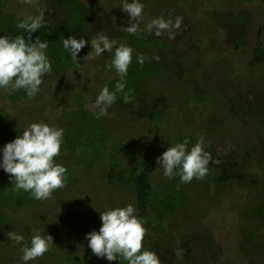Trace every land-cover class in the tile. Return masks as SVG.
Instances as JSON below:
<instances>
[{"label": "rangeland", "instance_id": "obj_1", "mask_svg": "<svg viewBox=\"0 0 264 264\" xmlns=\"http://www.w3.org/2000/svg\"><path fill=\"white\" fill-rule=\"evenodd\" d=\"M80 1L79 8L78 0H38L34 5L0 0V36L27 39V31L17 25L40 9L48 26H64L65 33L49 47L54 48L53 65L74 73L66 92L64 74L49 82L62 89L63 102L45 85L41 96L32 99L23 89L18 94L0 89V162L6 143L31 123L44 121L64 129L56 163L67 168L68 176L66 186L50 199L37 200L30 192L15 191L0 167V264H25L22 245L7 233L22 234L29 244L40 222L49 224L52 234L45 236L51 235L54 243L27 264H127L119 257H97L86 239L87 233L99 231L100 212L133 205L127 187L95 185L92 174L100 168L96 175L104 172L103 159L98 160L101 149L123 151L108 157L120 168L137 166L150 173L143 244L163 264H264V0H141L143 19L136 34L123 30L130 20L122 11L123 0ZM169 13L173 21L183 18L175 39L146 30L153 18L167 19ZM76 28L88 37L103 32L134 49L125 77L131 102L124 103L118 93L108 116L97 118L89 105L103 86L115 89L119 76L107 67L113 52L86 62L87 43L77 67L63 47L69 36L85 39L79 31L74 35ZM37 37L45 39L42 27L32 33V42ZM138 54L146 57L143 66L137 63ZM204 129L209 132L203 138L205 150L221 163L210 161L205 178L190 183L165 177L157 157L186 137L190 149ZM77 157L84 165L98 166L82 170L71 165Z\"/></svg>", "mask_w": 264, "mask_h": 264}, {"label": "clouds", "instance_id": "obj_2", "mask_svg": "<svg viewBox=\"0 0 264 264\" xmlns=\"http://www.w3.org/2000/svg\"><path fill=\"white\" fill-rule=\"evenodd\" d=\"M22 3L34 5L38 0H21ZM122 11L129 17V25L124 31L136 34L141 29L144 4L141 0H123ZM182 17L175 20L165 19L164 16L153 18L146 30L161 36L167 33L169 39H175L181 29ZM45 12L40 9L37 15H27L17 25L19 29L26 30L28 38L24 35L0 36V89L14 93L23 89L29 99H32L40 90L42 77L51 73L52 64L46 55L48 41H41L38 37L32 42V33L44 26ZM88 43L83 38L77 39L69 36L63 40L64 49L70 52L77 62L78 53ZM91 51L84 56L87 62L100 56L105 51L113 52V58L107 65L114 68L119 76L115 89L103 86L94 103L89 105L97 118L108 116V109L116 99L118 93H123V102L130 103V91L125 92L129 66L133 60L134 49L116 39H110L103 32H98L91 39ZM146 57L143 54L136 56L137 63L143 66ZM159 61V57H154ZM77 62V67H79ZM64 143V129L49 125L44 121L31 123L22 134L13 141L4 145L0 167L8 173L14 182V190L30 192L37 200H46L52 197L55 190L66 186L68 176L67 168L55 162L60 155ZM210 161L220 164L219 159H213L211 153L205 150V142L200 138L189 149V139L176 143L167 148L161 156L157 157V165L163 169V175L169 179L179 176L181 183H190L194 178L203 179L208 174ZM135 207L129 203L124 207H115L100 212L102 221L99 231L86 234L88 247L97 257H105L109 261L122 258L127 264H163L157 252L144 248V238L148 229L144 226L146 221L136 214ZM8 239L15 244L22 245L21 259L27 264L30 260L42 257L52 246L53 237L42 235L39 230L31 237L30 246L22 234L15 231L7 233Z\"/></svg>", "mask_w": 264, "mask_h": 264}, {"label": "trees", "instance_id": "obj_3", "mask_svg": "<svg viewBox=\"0 0 264 264\" xmlns=\"http://www.w3.org/2000/svg\"><path fill=\"white\" fill-rule=\"evenodd\" d=\"M67 2V0H66ZM81 4H83L80 0H78V5L79 8L81 7ZM90 9V8H88ZM93 8L91 7V10ZM70 14V13H69ZM86 16V15H85ZM66 19V18H65ZM68 28V27H67ZM79 28H76L74 31V35L77 36V31H79L78 35H85V40L88 41L89 38H93V35H89V37L86 35L87 33L80 31ZM43 30V35L45 36L44 40L41 41H48V48L46 49L47 51H50L51 53H53L54 48H50L49 44L51 43V37L55 39L56 36H59L63 33H65V29L64 26L60 25L59 30H55L53 27L48 26L47 21H45L44 26L42 27ZM82 33V34H81ZM85 47V46H84ZM84 47L82 48L83 50H81L78 54L80 55L82 51H84ZM53 56V54H51V57ZM208 131L204 129L203 135L201 136L202 138H205V136L208 135ZM68 150V149H67ZM65 150V151H67ZM68 154H70L69 151H67ZM103 157L100 158L102 160L103 165L105 164V162H108L109 160V156L105 154H100ZM105 157V159H104ZM111 164L109 165V167L106 170L105 173V178H109L110 180L113 178L116 179H121L123 180L124 185L123 187H127L128 191L131 193L132 195V203L136 209V215L139 217H143L145 214V211L148 208V203L150 202L149 198H148V192L150 190V186H151V180L149 177V173L147 172V170L143 169V168H139L137 166H132L129 169H124V168H120L118 166V163L116 161H112L110 162ZM117 163V164H116ZM81 167L82 170H84L85 165L78 160V157L76 158V162L73 163L71 162V165H74ZM101 174V173H100ZM101 177H104L103 175ZM133 193V194H132ZM264 206V203L261 204ZM42 233V232H41Z\"/></svg>", "mask_w": 264, "mask_h": 264}, {"label": "flooded vegetation", "instance_id": "obj_4", "mask_svg": "<svg viewBox=\"0 0 264 264\" xmlns=\"http://www.w3.org/2000/svg\"><path fill=\"white\" fill-rule=\"evenodd\" d=\"M51 39L53 40L54 38H52L51 37ZM53 42V41H52ZM53 47H54V44H53ZM90 49H91V46L89 45V40H88V47H87V51L88 52H86L85 53V55H87L89 52H90ZM92 50V49H91ZM51 54H53V53H51L50 51H47L46 52V55L48 56V58H49V60H50V62H51V64H52V71H51V73H49V74H46V75H44L43 77H42V80H43V83L40 85L41 87H42V85H45L46 87H49V91H50V93L54 96H56V100L57 101H59V102H63L64 101V99H65V96H63V91H62V89L61 88H59V89H61V90H57V89H55V88H53V87H50V84H49V82L50 81H54L53 80V77L55 76V75H58L59 73L60 74H64L65 76H64V79H63V81H62V86L64 87L65 86V92L68 90L67 89V85H66V83L69 81V78H71V76H73L74 75V73H73V69H67V68H64V67H60L59 68V66H54L53 65V58L51 57ZM79 57H81L80 55H79ZM85 61V60H84ZM69 83V82H68ZM53 85V84H52ZM40 87V88H41ZM22 90V89H21ZM21 90H18V91H16V92H14V94H18V93H20L21 92ZM40 91L41 90H39V92L36 94V96H38V95H40ZM49 94V93H48ZM41 96V95H40ZM134 116H139V115H134ZM140 118H141V116H140ZM123 152V151H122ZM122 152H120V153H122ZM120 153H117V150L115 151L114 149L113 150H105V149H101V150H99L98 151V160L100 159V154H105V157H106V155L107 156H111V155H117V154H120ZM105 157H104V159H105ZM56 160H57V158H55V162H56ZM110 162L108 161V162H105V164H104V172H101V174L100 175H96V173H98V172H100V171H102L101 169H103V168H100V169H96V173L94 174H92L95 178H94V181H95V185L96 186H98V188H100V187H104V189H106L108 186L109 187H114L115 186V188L117 187V186H120V187H122V186H124V185H126V184H124V182H123V180H121V179H116V178H113V179H109V178H105V173H106V170H105V168H108L109 167V165L111 164H109ZM117 164V163H116ZM103 165V164H102ZM112 165V164H111ZM94 166V168H95V166H98L97 165V163H92V164H87V165H85V169H88V170H90V169H93L92 167ZM84 169V170H85ZM94 170V169H93ZM100 170V171H99ZM148 172V171H147ZM149 173V172H148ZM104 176V177H101V176ZM149 177H150V173H149ZM150 180H151V178H150ZM96 186L94 187L95 189H96ZM150 188H151V186H150ZM113 189V188H112ZM149 192H150V190H149ZM149 192H148V198H149ZM133 194V193H132ZM58 195L59 194H56V198H59L58 197ZM104 195V194H103ZM129 195H130V197H131V199H132V195H131V193H129ZM133 200V199H132ZM56 201V200H55ZM134 206V205H133ZM40 224H42V226L40 227V229H39V231L40 232H42L41 234L42 235H45L47 232H49V233H51L50 231H48L49 229V227H48V223H42V222H40ZM37 230V229H36ZM55 233V239L57 240V232H54ZM34 234H35V232H34ZM33 234V235H34ZM52 234V233H51ZM30 244V243H29ZM87 253L89 254V251H87ZM69 257H70V259H69ZM59 260V259H58ZM67 260L69 261V263L70 262H72L71 260V256H70V254L68 253V255H67ZM74 260V259H73ZM40 263H42V262H40ZM46 264H47V262H46ZM58 264H59V262H58Z\"/></svg>", "mask_w": 264, "mask_h": 264}]
</instances>
